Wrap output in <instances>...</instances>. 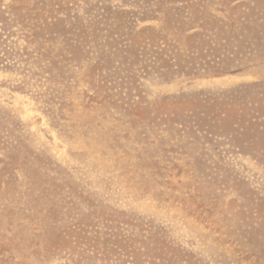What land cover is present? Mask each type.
I'll list each match as a JSON object with an SVG mask.
<instances>
[{"label": "rangeland", "instance_id": "374dc122", "mask_svg": "<svg viewBox=\"0 0 264 264\" xmlns=\"http://www.w3.org/2000/svg\"><path fill=\"white\" fill-rule=\"evenodd\" d=\"M0 264H264V0H0Z\"/></svg>", "mask_w": 264, "mask_h": 264}]
</instances>
